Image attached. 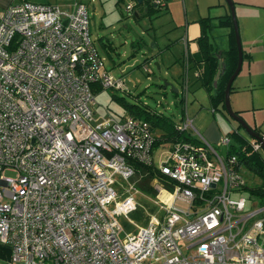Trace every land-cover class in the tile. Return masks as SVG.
Instances as JSON below:
<instances>
[{
	"label": "built area",
	"instance_id": "obj_1",
	"mask_svg": "<svg viewBox=\"0 0 264 264\" xmlns=\"http://www.w3.org/2000/svg\"><path fill=\"white\" fill-rule=\"evenodd\" d=\"M98 88L126 86L104 68L86 4L23 1L0 13V243L10 263L264 264V202L244 194L237 155H221L189 116L177 127L199 142L173 143L158 166L163 214L121 236L117 216L137 209L132 161L155 165L156 137L145 119L96 117ZM181 196L188 210L174 205Z\"/></svg>",
	"mask_w": 264,
	"mask_h": 264
},
{
	"label": "rangeland",
	"instance_id": "obj_2",
	"mask_svg": "<svg viewBox=\"0 0 264 264\" xmlns=\"http://www.w3.org/2000/svg\"><path fill=\"white\" fill-rule=\"evenodd\" d=\"M174 9L173 13L160 12L152 17L142 16L137 18L134 12L143 9L136 5L133 11H128L126 5L134 2L133 0H88L87 9L89 13V32L90 37L93 40L98 52L104 57V67L110 71L115 78L125 79V84L130 88V93L119 89H102L95 93V103L92 106L96 117H107L109 115L118 117L124 113V107L119 104L114 98L113 94L118 96H125L130 102H139L141 104H149L150 107L164 112L166 115L172 116L175 121H181L183 117V109L185 107L184 94L182 93V85L178 79H175V74L172 72V68L168 65V62L153 60L151 62H145L147 57V49L155 46L154 34H157L159 42L161 37L166 34L165 32L174 28L176 23L183 20L185 5L188 8L189 17L192 18L197 14L196 9L198 0H171ZM178 1H180L178 3ZM184 1V2H182ZM200 1V0H199ZM226 4L227 11L231 13V9L227 3V0H223ZM235 4V13L238 21L240 37L242 47H246L247 36L252 34L254 37H258L256 49L264 47V0H233ZM180 7V9H179ZM194 10V12L192 11ZM212 16H218L224 14V10L215 9L210 11ZM206 14V13H205ZM218 20L212 18V23L216 26L210 32V39L213 43L215 50L221 53H225L228 50V29L221 27L218 24ZM153 27V28H152ZM183 32V26L180 25ZM171 36V37H170ZM171 44L175 48L174 50L181 53L185 52V47L181 44H174L176 42L175 33L171 34ZM168 37H164L166 43L169 41ZM111 43V47L107 48L103 46L106 42ZM105 42V43H104ZM107 42V43H108ZM162 44V42H161ZM105 47V48H104ZM258 52V51H256ZM160 61L162 67H158L156 63ZM222 64L227 62V57L224 54L221 60ZM171 64V63H170ZM148 68L146 70L144 67ZM193 71L190 72V75ZM242 77L239 76L234 82L235 85H239L242 82ZM258 77V81H259ZM244 84L250 83L249 80L243 81ZM176 88L179 92H175ZM247 89V92L239 93V96L231 94L232 108L236 105V97L243 102H247V105L251 108L253 105V92L258 97L262 94L257 85H252ZM235 94V93H234ZM257 98V96L255 97ZM257 101V100H256ZM189 116L194 119L196 129L200 134L217 149V151L226 156L228 145L221 144L218 141L213 140L207 134V131H211L212 134L217 133L222 137H232L228 133L235 128H239V122L226 113L221 111H214L213 104L210 99V93L206 90L200 82L190 84L188 94V110ZM254 117L259 121L264 122V110H256L249 112L246 115L245 121L254 122ZM248 123V122H247ZM264 130V125L261 127ZM240 132L247 135L250 141L254 140L247 131L242 127L239 128ZM196 138H200V135L193 131L191 132ZM233 139V138H232ZM170 143H166L164 146L157 147L154 151L155 154V166L158 167L161 161L169 155ZM261 153L264 157V149H261ZM240 172L245 179L246 189L244 194L248 195L249 188L259 186L264 181V176L256 173L249 168L247 164H242ZM138 183V179H134ZM158 178L153 180L155 187L156 182H160ZM138 185V184H137ZM128 186L122 178L116 177L115 188L118 191H124ZM157 191L155 194H147L138 186V192L135 193V200L137 209L129 215H119L117 220L124 227V231L121 236H124L126 232H136L137 227L145 226L148 223L149 218L152 215L161 216L163 209L161 204L156 200ZM249 196V195H248ZM119 198H122L119 197ZM179 208L188 210L189 200L185 196L179 197V200L175 202ZM111 207V206H110ZM184 252L188 253L187 247L183 246ZM0 264H11L9 260L0 257ZM157 264V263H155Z\"/></svg>",
	"mask_w": 264,
	"mask_h": 264
},
{
	"label": "trees",
	"instance_id": "obj_3",
	"mask_svg": "<svg viewBox=\"0 0 264 264\" xmlns=\"http://www.w3.org/2000/svg\"><path fill=\"white\" fill-rule=\"evenodd\" d=\"M136 5L139 7H143L144 14L147 16H152L167 10V7L164 8L165 1H163V3L161 4H156L153 0H145L144 4ZM211 19L212 18L210 17H203L200 19L199 22L202 27V32L197 40L199 44V50L195 54L190 55L189 58L190 62L195 67H200L202 69L201 85L210 93V99L213 107L215 109L221 108L228 114L225 106L226 87L229 78L237 68L239 58L234 22L231 13L225 16L218 17L219 22L217 25L221 27H228L230 29L231 45L230 49L227 52V63L225 67L222 68L220 77L215 84L216 76L220 71L219 66L221 64V58L218 55L219 51L215 50L214 45L210 39V32L214 27H216L211 22ZM150 58H146L145 62L150 60ZM175 89L173 90L176 92ZM98 90L102 89L98 88L95 93ZM113 98L124 107V113L119 115V117L122 118L130 115L145 119L150 122L156 137L154 149L159 147L162 143H176L180 141L193 143L199 142L198 138H196L190 131L179 130L177 127L179 124L173 119L172 116L166 115L164 112L150 107L149 104L130 102L126 99L125 96H118L116 94H113ZM236 113L238 115H241L240 111H236ZM239 128H242V125L240 123ZM229 135H232L231 139L233 138L235 142H231L227 154L237 155L239 160L238 167H241L242 164L245 163L249 166L250 169L264 176V157L261 151L253 149L252 143L248 140V138L243 134H240L238 131H233ZM132 163L136 168V177L134 179L136 180L139 178L137 184L139 188H141L147 194L156 193L155 187L153 185V180L155 178H158L159 180L167 184L166 176L162 174L159 171V168L155 165H145L135 160H133ZM248 188L250 192L249 194L258 197L261 202H264V181L259 186ZM0 257L10 260V248L7 245L1 243Z\"/></svg>",
	"mask_w": 264,
	"mask_h": 264
},
{
	"label": "crops",
	"instance_id": "obj_4",
	"mask_svg": "<svg viewBox=\"0 0 264 264\" xmlns=\"http://www.w3.org/2000/svg\"><path fill=\"white\" fill-rule=\"evenodd\" d=\"M23 1H30V2H35V3L56 4L60 8L65 9V10L71 9L74 2L79 1V2H82L84 4L88 3L87 2L88 0H0V13L6 7H8L10 4L19 3V2H23ZM133 1L135 4H137L135 0H133ZM163 1H165L164 8L167 7V10H165V11L170 12L172 14L174 12L173 11L174 5H173L172 1L171 0H163ZM179 2L180 1H178V3ZM182 2H184V1H182ZM225 6H226V4L224 3L223 0H200V1L198 0V2H197L198 8L196 9L197 14H194L195 16L190 18L189 14H188V8L185 5L183 20L180 21L179 23H176L174 28L165 32L166 34H163L164 36H162L160 38L162 44H161V42H159V39L157 38V34H154L156 44H155V46H153V48L151 47L150 49H147V51H146V53L148 54L146 58L151 57L150 60H148L147 62H151L153 60H158V59H160V61H163V62H168L167 64L171 66L172 72L175 74V79H178V81H180V83L182 85V93L184 94V97H185L184 98L185 107L183 109L184 113H183L182 120L185 116H189L187 110H188V94H189L190 84L191 83L195 84L198 82L201 83L202 69L200 67H195L190 62V58H189L190 55L195 54L199 50V44H198L197 40H198V37L201 35V32H202V27H201V24L199 21L203 17H210V18H215L218 20V17L228 15L229 12L226 9L227 7H225ZM135 8H136V6H135ZM141 8L143 9L142 12H140L139 10L134 12V15L137 16V18H140L142 16L152 17V16L145 15L144 14V8L143 7H141ZM179 9H180V7H179ZM215 9L224 10V12H223L224 14H220L218 16H212L210 11L215 10ZM192 11L194 12V10H192ZM211 22H212V19H211ZM180 25L183 26V29H184L183 32L181 31L182 28H180ZM226 28L228 29L227 35H228V45H229L228 50H229L230 45H231L230 29L228 27H226ZM173 33H175L174 37H177V38H175L176 42L174 44H181L186 49L183 55L181 53L179 54L178 52H176L174 50L175 48H173L174 46H172V44H171L172 38H169V36ZM260 36L261 35H259L258 37H254L252 34L247 36L246 47H244V45H243V51H244L245 57L243 58L242 69H241L240 73L237 75V77L235 78V80H236L237 78H239V76H241V74H243L242 82L239 85L234 84L235 80L233 82V89L231 92L232 96L233 95L239 96V93L247 92L246 91L247 89L248 90L254 89V88H251L252 85H257L258 88L260 89L259 91L262 92V94L259 95L260 97H258V95L255 92L252 93L253 94V104H252L253 106L251 108L247 105V102L245 103V102L241 101L239 99V97H236V105L237 106H234V108L236 109L235 111L241 112V116L243 118H246V115L249 112L252 113V112H254L256 110H260V109L264 110V47L263 48L260 47V49H256V44L258 41L257 39ZM164 37L169 38L168 43L165 42ZM107 42H106V44H103V46H105L106 48L108 46V48H110L111 43H109V42L107 43ZM228 50H226L225 53L220 52L221 53V60L223 59L224 54L227 57ZM256 51H258V52H256ZM145 61H146V59H145ZM160 61H158L156 63V65L158 64L157 65L158 67H162V64ZM103 62H104V57H103ZM226 63L224 65H226ZM146 66L147 65H145L144 68L146 70H148V68ZM187 68L189 69V71H188L189 79H188V88L186 90L185 84H184V78L186 76ZM191 71H193V74L190 75ZM197 71H200V75H197V73H196ZM108 72L110 73V71H108ZM110 75H112V74L110 73ZM258 77L260 79L259 81H258ZM246 80H249L250 83L244 84L243 81H246ZM123 81L125 83V79H123ZM125 86H126V88L124 91L130 92V88L126 84H125ZM176 92H179V90ZM256 96H257V98H255ZM213 109H214V111L219 110L226 115V112L224 110H222L221 108L215 109L213 107ZM115 118L121 119V117H119V116L115 117ZM181 121H179V122L176 121V122L178 124H180ZM193 121H194V119H193ZM262 121L263 120L259 121L256 117H254L253 123L249 122L247 120L248 125H250V127H252L254 130L256 129L255 130L256 132H258L260 135L264 136V130H262V128H261L264 125V122H262ZM233 131H238L240 134H243L240 132L238 127L235 128ZM233 131H231V132H233ZM231 132H229L228 134H230ZM207 134L210 136V138H213V140L220 142L222 135L221 136L218 135V132L212 134L211 131H207ZM243 135L246 136L248 138V140L250 141V139L247 135H245V134H243ZM254 140H255V138H254ZM252 141H250V142H252ZM231 142L234 143L235 140L232 139ZM165 144L166 143H162L160 146H164ZM172 144L173 143H170V147ZM154 151H155V149H154ZM154 157H155V154H154Z\"/></svg>",
	"mask_w": 264,
	"mask_h": 264
},
{
	"label": "water",
	"instance_id": "obj_5",
	"mask_svg": "<svg viewBox=\"0 0 264 264\" xmlns=\"http://www.w3.org/2000/svg\"><path fill=\"white\" fill-rule=\"evenodd\" d=\"M137 4H144L145 0H135ZM227 3L231 9V15L233 18V22H234V29H235V36H236V42H237V47H238V52H239V58H238V65L236 70L234 71V73L231 75V77L228 80L227 83V87H226V93H225V106L227 109L228 114L234 118L235 120H237L242 127L248 132V134L252 137H254L255 139L259 140L262 143V148L264 149V139L263 137L256 132L252 127H250V125H248V123L245 121V119L241 116L238 115L236 113V111L232 108V104H231V90H232V86H233V82L235 80V78L237 77V75L240 73L241 69H242V65H243V58H244V51H243V47H242V43H241V37H240V31H239V26H238V21L236 18V13H235V4L233 0H227ZM219 57L221 58V53L219 52ZM158 65V64H157ZM225 67L224 64H220L219 68L220 71L218 72L217 76H216V80H215V84L217 83L222 68ZM176 91H178L177 89H175ZM213 186H215L213 184Z\"/></svg>",
	"mask_w": 264,
	"mask_h": 264
},
{
	"label": "flooded vegetation",
	"instance_id": "obj_6",
	"mask_svg": "<svg viewBox=\"0 0 264 264\" xmlns=\"http://www.w3.org/2000/svg\"><path fill=\"white\" fill-rule=\"evenodd\" d=\"M261 136H263V135H261Z\"/></svg>",
	"mask_w": 264,
	"mask_h": 264
}]
</instances>
